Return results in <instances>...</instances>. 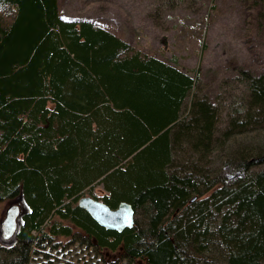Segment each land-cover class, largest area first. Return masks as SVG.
<instances>
[{
  "label": "trees",
  "instance_id": "16d2710c",
  "mask_svg": "<svg viewBox=\"0 0 264 264\" xmlns=\"http://www.w3.org/2000/svg\"><path fill=\"white\" fill-rule=\"evenodd\" d=\"M0 7V201L25 207L0 264L50 258L60 237L131 264H264V72L242 70L246 98L223 113L174 57L58 0ZM82 195L128 202L133 225H100Z\"/></svg>",
  "mask_w": 264,
  "mask_h": 264
},
{
  "label": "rangeland",
  "instance_id": "374dc122",
  "mask_svg": "<svg viewBox=\"0 0 264 264\" xmlns=\"http://www.w3.org/2000/svg\"><path fill=\"white\" fill-rule=\"evenodd\" d=\"M59 11L66 19H88L110 29L146 54L174 60L192 75L197 74L201 93L228 110L233 101L246 98L242 70L264 72V0H58ZM0 15L9 12L0 7ZM249 135V134H248ZM232 177L235 170L222 167ZM106 190L96 184L92 193L97 197ZM17 204L19 197L0 201V224L7 208ZM13 237L0 243H10ZM58 250L49 258L42 253L35 264H52L61 259L71 264H131L116 251L104 248L95 252L78 241L60 237ZM57 263V262H56ZM136 264H145L136 262Z\"/></svg>",
  "mask_w": 264,
  "mask_h": 264
},
{
  "label": "water",
  "instance_id": "95a60500",
  "mask_svg": "<svg viewBox=\"0 0 264 264\" xmlns=\"http://www.w3.org/2000/svg\"><path fill=\"white\" fill-rule=\"evenodd\" d=\"M90 213V215L102 226L109 229L121 230L124 227H130L134 223V210L131 204L121 201L117 207L112 208L103 200L91 195H82L78 199ZM19 215V206L10 205L1 221V235L3 238L12 236L17 227V218Z\"/></svg>",
  "mask_w": 264,
  "mask_h": 264
}]
</instances>
